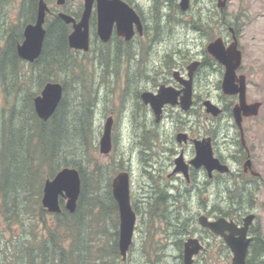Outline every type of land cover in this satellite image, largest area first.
<instances>
[{
  "label": "flooded vegetation",
  "instance_id": "1",
  "mask_svg": "<svg viewBox=\"0 0 264 264\" xmlns=\"http://www.w3.org/2000/svg\"><path fill=\"white\" fill-rule=\"evenodd\" d=\"M124 1L139 15L142 32L135 23L126 40L115 24L110 39L102 41L95 5L90 49L73 50L94 68L97 97L113 103L117 98L115 104L129 115L130 148L149 178L136 197L132 164L118 171L130 175L136 213L129 251L142 232V256L149 264H185L187 250L192 264H233L236 251L229 241L242 245L245 264H264V0H189L187 8L182 0ZM58 12L50 7V14ZM149 16L165 38L179 36V46L160 51V62L152 66L144 57V40L152 36ZM172 28L180 30L167 31ZM204 36L208 42L199 51L197 38ZM217 40L223 62L209 50ZM118 52L125 62L117 63ZM144 93L164 99L160 109L145 102ZM114 114L108 116L112 150L124 142L122 131L116 135L121 123ZM214 158L228 169H214ZM201 219L226 222L216 232Z\"/></svg>",
  "mask_w": 264,
  "mask_h": 264
},
{
  "label": "trees",
  "instance_id": "2",
  "mask_svg": "<svg viewBox=\"0 0 264 264\" xmlns=\"http://www.w3.org/2000/svg\"><path fill=\"white\" fill-rule=\"evenodd\" d=\"M10 1L0 0V9ZM38 2L20 0L18 24L0 23L5 29L0 35V263L120 264L118 205L111 179L95 159V77L69 46L71 24L51 14L40 57L28 63L17 54L25 25L36 19ZM63 9L80 15L68 6ZM116 57L118 64L126 61L122 52ZM48 81L62 82L64 97L44 121L33 100ZM71 84L77 103L68 101ZM67 166L81 175L77 208L69 212L61 199L62 211L50 213L41 202L44 183Z\"/></svg>",
  "mask_w": 264,
  "mask_h": 264
},
{
  "label": "water",
  "instance_id": "3",
  "mask_svg": "<svg viewBox=\"0 0 264 264\" xmlns=\"http://www.w3.org/2000/svg\"><path fill=\"white\" fill-rule=\"evenodd\" d=\"M66 0H57L58 5H63ZM83 11L81 17L77 19L73 15L60 11L58 17L65 23L72 25V31L68 36V43L72 49L88 51L90 49V19L96 5L97 11V32L102 41H108L112 35L114 25L117 31L126 40L132 38L134 34L133 24H137L142 32V23L139 15L124 0H83ZM181 5L187 8L189 0H182ZM50 11L47 0H39L37 15L34 22L27 23L23 30V40L17 43L18 56L28 62H35L41 55L47 33L46 21ZM218 40L210 43L211 50L217 58L223 62L224 53L218 48ZM64 97V85L59 81H48L44 84L41 92L34 97V109L37 116L47 121L57 111ZM145 102H151L154 107L160 109L164 99L159 96L152 97L150 93H144ZM213 111L219 109L213 105ZM159 119V118H157ZM112 126L113 117L107 118L103 134L100 138L99 150L101 154H109L112 150ZM214 169L226 171L228 168L214 158ZM82 181L81 175L75 167H63L53 178H48L43 187L41 202L43 207L50 213H60L62 202L69 212H75L81 194ZM112 193L118 205L119 211V251L123 260L127 259V254L133 241L136 213L131 204L130 198V175L127 171L119 172L112 180ZM252 216L249 217L251 219ZM201 222L211 227L214 231L220 232L225 224V220L217 222ZM236 251L233 264H245V252L240 251L242 245L229 241ZM185 264H192V253H186Z\"/></svg>",
  "mask_w": 264,
  "mask_h": 264
},
{
  "label": "rangeland",
  "instance_id": "4",
  "mask_svg": "<svg viewBox=\"0 0 264 264\" xmlns=\"http://www.w3.org/2000/svg\"><path fill=\"white\" fill-rule=\"evenodd\" d=\"M19 1L20 0H14V1L11 0L10 2L6 3L7 4L6 8L0 9V23H2L3 19H5L6 21H8L10 23L12 21H14L15 23L18 24L17 17H18ZM47 1L49 3V6L51 7V9L53 11L58 12L59 9H63L66 6H68V8L71 9V11H74L77 13L80 12V15H81L82 8H83V0H67L65 6H59L57 4V0H47ZM148 5H149V3H146L145 9L147 11H148ZM48 16L50 17L51 14L49 13ZM48 16H47V18H48ZM149 22H150L149 26H150V30L152 32V36L150 35L151 38H149V36H148L146 38V40H144V42L146 41L144 44V47H145L144 57L146 59L145 61L147 62V65L152 66V65L158 64L160 62V60H159V57L161 56L160 51L161 52L166 51L170 47L179 46V44L177 43L179 36H176V37L172 36V37H166L165 38L164 33L162 34L161 31L158 32L157 29H156L157 31L154 30V24L152 23L150 16H149ZM3 27H4V25H2L0 27V35L2 33L4 34L5 29ZM170 30H180V29L179 28L178 29L172 28V29H169L167 31H170ZM191 35L196 36V33H192ZM160 36H163L165 38V41H163L162 37H160ZM247 37L250 38L249 36H247ZM207 42H208L207 36L197 38V44L195 45V48H197L200 51L201 48ZM91 54L93 55L94 52L92 51ZM79 56L82 57L83 55L79 54ZM93 62H94V60H93ZM85 66L88 67V69L90 71L95 72L93 67H90L89 65L88 66L85 65ZM215 80H216V78H213V82ZM94 85H95V83H94ZM41 90H40V92H41ZM93 91H94V89H93ZM89 93H92V92L89 91ZM2 94L3 93H2V90L0 88V105L1 106L4 105V102L2 100ZM77 96H78V93L73 88L72 84L69 85L68 101L70 103H72L76 100L75 103H77L79 101ZM117 101H118L117 98L114 101V103L109 102V101L104 100V99H100L99 97H97V93H96V100H95L94 106L92 107L93 129L95 130L94 143L97 144L96 145L97 146V150H96V157L97 158H95V159H97L99 164L103 166L102 170H106V172H107L106 177H108V176L110 177L111 184H112V179L118 173L120 168H122V167H123V169L129 168L130 165L132 164L131 165L132 171L134 173L133 195H135L136 197H140V194L144 190L143 186H145V183L148 181L149 178L145 175V173L143 171L141 156L138 153L133 152L132 149L130 148L129 137L131 135L127 134L128 132L126 131V130H131V129H129V123H130L129 115L126 116L125 111H122L121 106L115 104V103H117ZM111 111H114L116 113V114H114L115 120L117 122L119 120V122L121 123V126H120V124L117 125V128H116L117 134L116 135H118V132L122 131L124 142H123V144L116 143L114 149L109 154L105 155V154L100 153V150H99L100 143L99 142H100L101 135L103 134V125L106 121V118L111 114ZM131 155H133L132 158H131ZM129 163H131V164L128 165ZM130 195H131V192H130ZM261 200H262V202H261L262 204H261V211L260 212H261L262 222L264 224V198ZM1 230H2V228L0 227V236H1ZM144 236L145 235L142 232L138 233L134 249L132 251L131 250L129 251L128 257L126 260H123L122 257L120 258L121 259L120 264H149L147 262H144L145 259L142 256V254L144 253L143 250L145 249L144 248V246H145L144 245L145 244V239H144L145 237ZM150 264H178V263L171 261V260H169V262L155 260V261L150 262Z\"/></svg>",
  "mask_w": 264,
  "mask_h": 264
}]
</instances>
